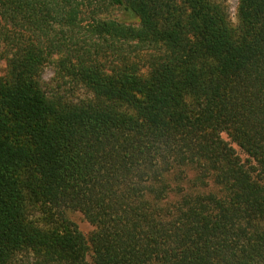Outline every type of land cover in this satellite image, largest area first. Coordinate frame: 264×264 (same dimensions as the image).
<instances>
[{
	"label": "trees",
	"instance_id": "trees-1",
	"mask_svg": "<svg viewBox=\"0 0 264 264\" xmlns=\"http://www.w3.org/2000/svg\"><path fill=\"white\" fill-rule=\"evenodd\" d=\"M237 20L225 0H0V264H264V0ZM55 56L87 98L44 89Z\"/></svg>",
	"mask_w": 264,
	"mask_h": 264
},
{
	"label": "rangeland",
	"instance_id": "rangeland-1",
	"mask_svg": "<svg viewBox=\"0 0 264 264\" xmlns=\"http://www.w3.org/2000/svg\"><path fill=\"white\" fill-rule=\"evenodd\" d=\"M225 3L229 11L230 18L236 25L238 23L237 12L239 0H225ZM56 60V56L51 58V60L48 61L43 69L42 84L44 86V89L50 94H58V96H61L68 101H78L87 98L89 96V93L85 88L77 84H73L68 80L62 79L61 75L58 73L59 71L57 70ZM6 67V60L2 58V53H0V75L5 72ZM223 138L228 140L226 135H223ZM235 148L242 160H246L247 156L237 146H235ZM68 217L78 226V229L85 236L89 237L90 234L94 231V227L85 220L82 214L77 212L69 213ZM88 263L93 264L90 256H88ZM18 264L37 263L33 258H21Z\"/></svg>",
	"mask_w": 264,
	"mask_h": 264
}]
</instances>
